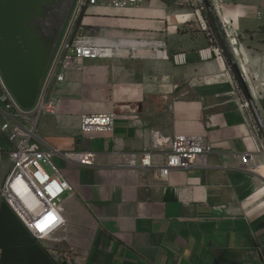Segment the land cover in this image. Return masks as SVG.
Here are the masks:
<instances>
[{
  "label": "crops",
  "instance_id": "1",
  "mask_svg": "<svg viewBox=\"0 0 264 264\" xmlns=\"http://www.w3.org/2000/svg\"><path fill=\"white\" fill-rule=\"evenodd\" d=\"M80 33L117 45L119 56L80 61L54 90L57 113L36 129L73 187L60 201L65 224L36 240L0 199L1 264H264V158L240 102L264 118V0L96 5ZM100 114L114 115L113 130L81 133L80 117ZM153 132L201 137L210 152L158 179L160 153L154 168L138 165ZM9 149L0 132V186ZM72 152L95 154L94 165L69 161Z\"/></svg>",
  "mask_w": 264,
  "mask_h": 264
},
{
  "label": "built area",
  "instance_id": "2",
  "mask_svg": "<svg viewBox=\"0 0 264 264\" xmlns=\"http://www.w3.org/2000/svg\"><path fill=\"white\" fill-rule=\"evenodd\" d=\"M146 1L76 0L43 79L36 104L31 110H22L15 103L0 76V110L4 117L0 132L10 144L6 155L11 162V170L0 186V199L8 205L36 240L51 239L53 233L65 224L60 201L65 192L73 191L72 185L53 162L54 157L60 152L41 148L39 145L36 137L39 120L43 116H53L57 113L59 100L54 90L57 85L64 82L66 74L73 71L80 61L112 59L119 56L117 45H106L100 40L80 33V25H77V22L91 6L127 9L142 5ZM194 3L200 4L203 0H194ZM203 6L201 5L199 10L204 12ZM202 23L201 28L210 32L207 22L203 20ZM228 30H224L227 38L234 35ZM200 54L202 55V52ZM131 55L133 54L129 53V56ZM173 61L178 64L184 59L182 55H176ZM240 102L241 108L246 111L261 140L264 158V118L259 109L243 95H240ZM114 120L112 114L83 115L80 117L79 128L84 134L110 133ZM155 152L160 153L163 158L162 165L156 167V177L165 180L173 170L192 168L201 157L210 152V147L198 136L166 137L159 132H153L150 136V147L138 154L139 167L154 168ZM64 155L69 161L82 167H92L95 163V154L90 152H72ZM1 158L0 153V160Z\"/></svg>",
  "mask_w": 264,
  "mask_h": 264
},
{
  "label": "water",
  "instance_id": "3",
  "mask_svg": "<svg viewBox=\"0 0 264 264\" xmlns=\"http://www.w3.org/2000/svg\"><path fill=\"white\" fill-rule=\"evenodd\" d=\"M76 0H0V76L15 103L31 110ZM237 77L247 87L237 68Z\"/></svg>",
  "mask_w": 264,
  "mask_h": 264
},
{
  "label": "trees",
  "instance_id": "4",
  "mask_svg": "<svg viewBox=\"0 0 264 264\" xmlns=\"http://www.w3.org/2000/svg\"><path fill=\"white\" fill-rule=\"evenodd\" d=\"M81 18H82V16L79 18V20H78V22H77V25H80ZM224 54H225V57H226V59H227V62H228L230 65H232V61H231V59L229 58V56L227 55V53L225 52V49H224Z\"/></svg>",
  "mask_w": 264,
  "mask_h": 264
},
{
  "label": "rangeland",
  "instance_id": "5",
  "mask_svg": "<svg viewBox=\"0 0 264 264\" xmlns=\"http://www.w3.org/2000/svg\"><path fill=\"white\" fill-rule=\"evenodd\" d=\"M204 12L206 13V12H207V10H206V11L204 10ZM240 89H241V88H240ZM241 90H242V89H241ZM243 91H244V90H243ZM241 92H242V91H241ZM44 168H45V167H44Z\"/></svg>",
  "mask_w": 264,
  "mask_h": 264
},
{
  "label": "bare ground",
  "instance_id": "6",
  "mask_svg": "<svg viewBox=\"0 0 264 264\" xmlns=\"http://www.w3.org/2000/svg\"><path fill=\"white\" fill-rule=\"evenodd\" d=\"M232 31V30H231ZM233 37V36H232ZM235 53V52H234ZM264 164V163H263Z\"/></svg>",
  "mask_w": 264,
  "mask_h": 264
}]
</instances>
